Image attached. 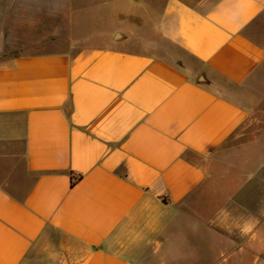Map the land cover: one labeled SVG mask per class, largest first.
<instances>
[{
  "label": "crops",
  "instance_id": "crops-1",
  "mask_svg": "<svg viewBox=\"0 0 264 264\" xmlns=\"http://www.w3.org/2000/svg\"><path fill=\"white\" fill-rule=\"evenodd\" d=\"M73 17L0 0V264H51L53 234L75 264H171L198 237L263 258L264 0Z\"/></svg>",
  "mask_w": 264,
  "mask_h": 264
},
{
  "label": "rangeland",
  "instance_id": "rangeland-1",
  "mask_svg": "<svg viewBox=\"0 0 264 264\" xmlns=\"http://www.w3.org/2000/svg\"><path fill=\"white\" fill-rule=\"evenodd\" d=\"M99 0H70L71 4V13L74 26V32L77 35H81L79 33L84 32L85 34L93 29H108L110 24L97 23L96 22V5ZM126 5L120 6V8L116 9L119 13L120 21L123 22L122 26L125 27L126 23H128V19L126 17ZM123 8V9H122ZM111 7L108 6H100L99 7V15L102 17L109 18L111 15ZM105 20V19H104ZM85 28V29H82ZM82 29V30H81ZM107 37L108 34H107ZM117 36H113L111 38V42H114V39ZM106 42V37H96L92 40H89L87 43H92L96 45H100ZM218 238V237H217ZM192 243L193 249H189V252L193 251L197 257L195 258H179L171 264H264L263 258H251L245 253L231 252L229 253L225 248L222 242H214L207 244L202 240V238L198 237L193 240ZM51 247L55 253L53 260H51V264H75V255L72 250H69V247L65 245L64 239L58 234H53L51 239ZM240 255L245 256L244 258H238ZM41 257H28L24 261V264H47L42 261Z\"/></svg>",
  "mask_w": 264,
  "mask_h": 264
},
{
  "label": "trees",
  "instance_id": "trees-1",
  "mask_svg": "<svg viewBox=\"0 0 264 264\" xmlns=\"http://www.w3.org/2000/svg\"><path fill=\"white\" fill-rule=\"evenodd\" d=\"M77 179H78L77 177H75V176L72 175V184H74Z\"/></svg>",
  "mask_w": 264,
  "mask_h": 264
},
{
  "label": "water",
  "instance_id": "water-1",
  "mask_svg": "<svg viewBox=\"0 0 264 264\" xmlns=\"http://www.w3.org/2000/svg\"><path fill=\"white\" fill-rule=\"evenodd\" d=\"M118 36H119V35H118ZM118 36H117V37H118Z\"/></svg>",
  "mask_w": 264,
  "mask_h": 264
}]
</instances>
